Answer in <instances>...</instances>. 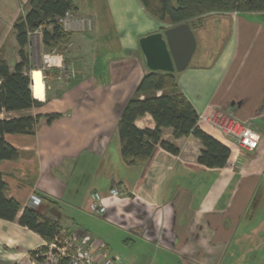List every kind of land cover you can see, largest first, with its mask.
<instances>
[{"label": "crops", "instance_id": "obj_1", "mask_svg": "<svg viewBox=\"0 0 264 264\" xmlns=\"http://www.w3.org/2000/svg\"><path fill=\"white\" fill-rule=\"evenodd\" d=\"M29 1L0 0V54L10 69L18 62L12 24ZM71 2L72 16L89 19L90 28L66 30L70 42L55 49L60 67L45 69L38 64L51 52L40 33L31 34L29 76L41 73V91H33L31 79L40 105L0 114V119L41 116L33 134L3 135L18 158L0 161V173L8 197L21 209L14 221L0 219V264H32L30 253L45 243L18 224L30 196L41 200L42 217L62 230L90 234L117 264H140V256L143 264H264V224L244 226L255 212L248 210L250 203L264 192V14L216 13L222 17L215 25L231 28L220 55L204 66L189 67V62L183 71H170L200 129L230 150L226 166L200 165L199 140H174L170 129L162 130V140L175 144L178 154L156 147L146 163L128 165L117 133L121 111L149 70L169 71L148 66L140 41L159 42L157 36L169 26L152 19L138 0ZM196 31L191 60L199 49L198 61H205ZM216 110L252 123L258 147L249 152L202 120ZM47 115L57 117L47 122ZM134 125L153 129L154 121L146 114ZM112 188L123 194L110 196ZM92 194L106 201L100 215L90 211ZM115 236L141 252L126 258L115 254Z\"/></svg>", "mask_w": 264, "mask_h": 264}, {"label": "trees", "instance_id": "obj_2", "mask_svg": "<svg viewBox=\"0 0 264 264\" xmlns=\"http://www.w3.org/2000/svg\"><path fill=\"white\" fill-rule=\"evenodd\" d=\"M145 12L154 20L169 27L188 24L192 30L201 25V18L221 13H262L264 0H138ZM76 11L71 0H30L29 9L12 24L17 45L18 62L9 68L0 54V114L20 112L39 106L31 91L29 76V35L41 30V40L49 50H61L70 42L71 32L64 30L59 19L65 12ZM48 27H50L48 29ZM176 90L173 72L149 70L138 83L133 96L123 107L117 124L120 150L128 165L146 163L154 149L160 147L176 155L175 144L162 140V130L170 129L174 140L192 136L199 140L201 151L197 162L207 168H223L230 150L198 126L199 117L186 97ZM157 92H160L157 95ZM154 121L153 129H138L134 122L144 115ZM57 115H47V122ZM41 116L4 117L0 119V161H13L18 151L3 140L4 134L29 135ZM9 189L0 173V219L14 221L21 207L8 197ZM20 226L51 242L60 228L57 222L42 217L37 208L25 207L18 219ZM34 251L30 253L34 256Z\"/></svg>", "mask_w": 264, "mask_h": 264}, {"label": "built area", "instance_id": "obj_3", "mask_svg": "<svg viewBox=\"0 0 264 264\" xmlns=\"http://www.w3.org/2000/svg\"><path fill=\"white\" fill-rule=\"evenodd\" d=\"M59 22L65 31H83L90 28L89 19L74 18L69 11L64 13ZM34 33L41 34V30L37 29ZM54 50H50L51 53L49 54L42 55V69L56 66L54 61L60 56ZM45 56L48 59H45ZM202 120L249 152L258 147L260 136L253 129L250 122H240L221 110L213 111L208 117H203ZM122 194L116 188L109 190V195L112 197L121 196ZM91 199L90 211L95 215L102 214L105 209L98 196L92 194ZM40 203L41 200L38 197L30 196L26 206L36 209ZM34 252V256L30 255L32 264H117L108 255L102 243L96 241L90 234H81L76 231L68 232L60 229L51 242H45L43 246L34 250Z\"/></svg>", "mask_w": 264, "mask_h": 264}, {"label": "rangeland", "instance_id": "obj_4", "mask_svg": "<svg viewBox=\"0 0 264 264\" xmlns=\"http://www.w3.org/2000/svg\"><path fill=\"white\" fill-rule=\"evenodd\" d=\"M221 15H207L203 18H201L200 20H203L201 22V25H199L198 27H196L197 31L195 33L196 37H197V42H198V48L200 47L201 44V48L200 51H202V53L205 52L207 58L205 59V61H198V55H199V49L197 50V52L195 53V58H193L190 61L189 67L191 66H204L205 64H207L208 61L213 60L214 58H216L217 56L220 55V53L223 50V45L226 43L227 40V36L230 34L231 28L227 29V27H224V31H223V27L220 26H216L214 22H216L218 19H221ZM225 19V18H223ZM231 27V26H229ZM203 28V30H202ZM204 35V46L201 43L202 41V37L200 36L202 33ZM201 33V34H200ZM206 38V39H205ZM33 44L35 45V40L33 41ZM55 51V50H54ZM39 66H41V64H38ZM32 69V68H31ZM35 72H39V71H33L31 73V79H32V89L33 91H41L42 90V82H41V77H40V87L39 89L37 88V82L34 78V73ZM62 72V69H61ZM40 73V72H39ZM41 74V73H40ZM63 74V72H62ZM264 181V180H263ZM263 185V184H262ZM258 198L255 201L254 200L250 203V207L248 208V210H255L254 215L252 217H248L247 220V224H244V226H246L247 228L252 226V225H257V223L262 222V224H264V192H260L257 195ZM114 244H113V250L114 253L117 255H120L121 257L125 256L126 257H134L135 255L139 254L141 251L137 250V249H133L132 247H128L126 246L122 241H121V237L119 238V236H115L114 237ZM231 254V250L228 251V254ZM227 254V255H228ZM145 258L142 259V256H140V259H138V261L140 262V264L144 263ZM227 260L224 259V262ZM225 264V263H224ZM243 264V263H241Z\"/></svg>", "mask_w": 264, "mask_h": 264}, {"label": "water", "instance_id": "obj_5", "mask_svg": "<svg viewBox=\"0 0 264 264\" xmlns=\"http://www.w3.org/2000/svg\"><path fill=\"white\" fill-rule=\"evenodd\" d=\"M158 41H151L140 47L152 69L183 71L189 64L196 48L192 30L188 24L167 28ZM164 37V39H162Z\"/></svg>", "mask_w": 264, "mask_h": 264}, {"label": "clouds", "instance_id": "obj_6", "mask_svg": "<svg viewBox=\"0 0 264 264\" xmlns=\"http://www.w3.org/2000/svg\"><path fill=\"white\" fill-rule=\"evenodd\" d=\"M45 59H48V57L45 56ZM60 60H61V58H59V57L56 58V60L54 61V63L56 64V66H59ZM33 75H34V78H35V80L37 82V88L39 89V87H40V77H41V74L39 72H35ZM101 203H106V201H103L102 200Z\"/></svg>", "mask_w": 264, "mask_h": 264}]
</instances>
